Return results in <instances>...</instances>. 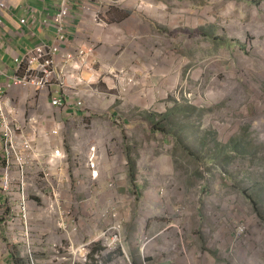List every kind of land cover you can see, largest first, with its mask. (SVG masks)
Returning <instances> with one entry per match:
<instances>
[{
    "label": "rangeland",
    "instance_id": "rangeland-1",
    "mask_svg": "<svg viewBox=\"0 0 264 264\" xmlns=\"http://www.w3.org/2000/svg\"><path fill=\"white\" fill-rule=\"evenodd\" d=\"M110 2L106 14H167V87L180 78L159 110L163 135L151 136L143 115L129 110L138 121L134 178L123 166L116 190H102L101 201L80 212L82 223L98 221L115 200L118 219L126 218L123 240L76 241L71 249L35 211V239L0 240V250H10L14 264H165L172 257V264H264V35L257 37L263 46L253 35L259 25L264 33V0ZM147 186L160 192L146 195ZM101 221L95 237L113 225ZM81 244L85 252H72Z\"/></svg>",
    "mask_w": 264,
    "mask_h": 264
},
{
    "label": "built area",
    "instance_id": "built-area-1",
    "mask_svg": "<svg viewBox=\"0 0 264 264\" xmlns=\"http://www.w3.org/2000/svg\"><path fill=\"white\" fill-rule=\"evenodd\" d=\"M10 2L0 0V51L8 52L1 16ZM79 2L63 0L56 16L55 43H40L20 55L13 53L12 68L0 63V235H9V240L35 239L41 229L32 226L35 211L42 227L52 226V232L71 243V249L76 241L102 239L112 246L123 240L126 218L118 219L115 200L107 202L97 219L113 225L96 237L93 235L101 231L98 227L83 235L82 224L88 220L84 218L82 223V207L98 204L102 190H116L115 174L123 166L129 170L134 140L128 127L110 111L99 115L86 104L91 94L114 105L122 101L96 90V72L84 81L82 73L90 52L77 51L60 59L72 9ZM86 11L93 12L89 3ZM96 23L105 25L99 17ZM21 25L27 26L28 20L23 19ZM79 236L82 240H77ZM86 246L81 244L72 252H85Z\"/></svg>",
    "mask_w": 264,
    "mask_h": 264
},
{
    "label": "crops",
    "instance_id": "crops-1",
    "mask_svg": "<svg viewBox=\"0 0 264 264\" xmlns=\"http://www.w3.org/2000/svg\"><path fill=\"white\" fill-rule=\"evenodd\" d=\"M87 3L93 12L86 11ZM62 4L63 0H11L10 8L1 16L6 26V42L10 47L9 52L0 51L1 65L12 68L13 53L20 55L29 47L40 43H55L58 39L56 16ZM110 5V0H80L74 4L68 26V40L61 46L60 59L63 60L77 51L90 52L89 64L82 73L84 81L91 80L96 72V90L109 95V98L121 97L122 104H110L99 99L96 94L88 96L85 99L86 104L101 113L99 115L110 111V114L121 120L130 132L138 121L127 115L129 110H137L133 114L143 115L144 126L149 131L152 120L160 122V118L165 117H159L162 114L159 111L163 107L162 103L167 95L175 93L180 84V78L174 79L173 84L167 87V81H170L165 29L167 14H106ZM97 17L104 21L105 25L97 24ZM23 19L28 20L27 26L21 25ZM176 28L174 27L175 30ZM262 31L259 25L255 27L253 34L255 43L261 46L263 45L257 37L262 38ZM176 41L174 37L173 42ZM156 132L162 134L151 129L150 135L155 136ZM226 185L221 184L222 189ZM151 192L158 194L160 186H147L145 194ZM151 205L154 209H159L164 203L152 202ZM151 222L147 221L144 232L151 230ZM130 225L132 224L127 223L126 227ZM84 226L94 228L98 225L91 220L85 222ZM8 239L9 235H0L2 244L9 242ZM149 248L151 247H147L145 251H149ZM137 255L138 253H131L132 257ZM0 257V264H14L13 260L16 259L10 250L3 249L0 250ZM177 261L176 257H172L165 264Z\"/></svg>",
    "mask_w": 264,
    "mask_h": 264
},
{
    "label": "trees",
    "instance_id": "trees-1",
    "mask_svg": "<svg viewBox=\"0 0 264 264\" xmlns=\"http://www.w3.org/2000/svg\"><path fill=\"white\" fill-rule=\"evenodd\" d=\"M164 119V120H163ZM165 121H167L166 116L163 118H160V122H156V120H152L151 122V129L152 131H159V132H166L167 126H164ZM171 123H169L170 126ZM129 169H130V175L132 178H134L136 174V165L133 158H131V153L129 154Z\"/></svg>",
    "mask_w": 264,
    "mask_h": 264
}]
</instances>
